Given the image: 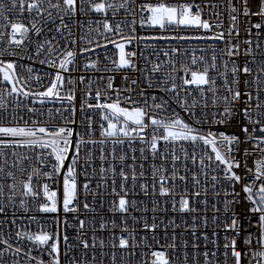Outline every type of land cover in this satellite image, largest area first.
<instances>
[{
  "label": "snow or ice",
  "instance_id": "obj_1",
  "mask_svg": "<svg viewBox=\"0 0 264 264\" xmlns=\"http://www.w3.org/2000/svg\"><path fill=\"white\" fill-rule=\"evenodd\" d=\"M0 42V264H264V0H0Z\"/></svg>",
  "mask_w": 264,
  "mask_h": 264
},
{
  "label": "built area",
  "instance_id": "obj_2",
  "mask_svg": "<svg viewBox=\"0 0 264 264\" xmlns=\"http://www.w3.org/2000/svg\"><path fill=\"white\" fill-rule=\"evenodd\" d=\"M146 31H159V29L158 28L148 29ZM175 43H178V42H176V41L157 42V46L158 47H163V46H167L169 44H175ZM0 46H2V42H0ZM202 46L203 45H201V47ZM133 47L134 48H137V49H142L143 48V44H134ZM221 47H222V45H221ZM105 48H107V55L110 56V57L113 56L114 49L111 46H105ZM97 55L100 56V59H101V68H103L105 66V61H104L105 50H104V48H102L99 53H96L94 51L93 54H92V58H96ZM19 62H22V63H33L34 68L37 69V70H39V71H44L47 68V66L39 64L38 61H29V60L25 59L24 61H19ZM18 71H19V68H18ZM71 75H72V77L74 79H78V77L80 75L91 76L92 79H93V81H94L93 87H95V86H97V83H98L97 77L98 76L107 77L109 75V73L102 72V71H99V70H92V69L83 70V68H82V61H81L80 62V66L77 67L75 69V71H73L71 73ZM129 75L132 78H136L137 77V73L136 72H129ZM122 76H123V73H116L115 74L114 85H116V86H122ZM46 82L47 81H45V83ZM80 87L83 88L84 85H80ZM124 95H127V93L125 92ZM133 95H135V93ZM78 96H79V93H78ZM176 110L177 111H180L179 108H177ZM65 115L67 116L68 113H65ZM184 115L186 116L187 114L185 113ZM78 119H79V117H78ZM97 135H98V127H97ZM160 143L162 144L163 142H160ZM137 147H139V145H137ZM137 156H139V153L138 152H137ZM252 159H255V157L249 159V164H251ZM151 162L152 161L149 160L148 163L145 164V168H148V166H149V164H151ZM137 164H139V160L137 161ZM204 183L205 182H204V180L202 178L201 179V190L204 189ZM93 187H95V180H93ZM217 190H220L221 191V199H220L219 203H217V200L216 199H209V205H211V204H217V207L221 208V210H222V206H223V191H222V186L218 185L217 186V189H213L212 186H211V182L209 181L208 182L207 195L209 197H212L213 194H214V192L217 191ZM239 190H240L239 189V186H237V191H239ZM136 198L139 199V200H144L145 199L144 196L142 194H140L138 190H137V196H136ZM204 198H205L204 196H201V200H203ZM229 198H231V197H229ZM145 202L147 204V208L145 210V213L133 212V215H141V216H143V215L146 214L147 217L149 218V220H151V217L154 215V213L151 210V198L149 197ZM108 206H109V199H105L104 200L103 207L102 208H101V205H100L99 201H97V203H96L97 210L100 211L101 213H106L107 210H108ZM213 214L214 213L212 212L211 207H209V209L207 210V215H208L209 220H210V224H209V227L207 229V231H209V232L211 231L212 227H214V225L211 224V217H212ZM18 215L27 216V215H30V213H27V214L26 213H19ZM156 215L158 217L161 216V215L165 216L164 223H167L168 218L172 216V212H171L170 205L168 207L167 212H165V209L163 207H161V209L159 210V212L156 213ZM203 215H205V213L202 211L200 213V216H203ZM109 218H111V214H109ZM223 218H224L223 215H221V219H223ZM117 219H119V218L117 217ZM186 219L190 220V217L178 216L176 218V223L178 225H180V227L177 229V242L178 243H180L183 239L188 238L184 234L185 233H188L190 230L187 229V228H185L183 226V222ZM245 219H247V217H245ZM24 223L27 224V221L25 220ZM128 223H129V227L130 228L136 227L138 236H142V235L145 234L142 230H140V228H139L138 225H136V226L133 225V222H132V220L130 218H129ZM37 227H38V225H32V229L33 230H36ZM171 231H172V229L169 228V235L171 234ZM253 231H255V229H253ZM149 242H151V234L150 233H149ZM168 242L169 241H166V240L163 239V224H161V228H160V243L161 244H167ZM202 243H203V241H201V244ZM254 243H255V240H253V244ZM136 259H138V260L140 259L139 251H137ZM222 259L223 258L221 257V261H222ZM247 259L248 258L245 257V261H247Z\"/></svg>",
  "mask_w": 264,
  "mask_h": 264
}]
</instances>
